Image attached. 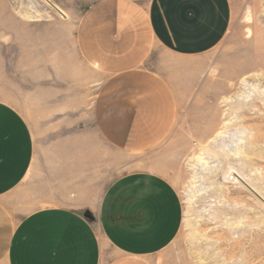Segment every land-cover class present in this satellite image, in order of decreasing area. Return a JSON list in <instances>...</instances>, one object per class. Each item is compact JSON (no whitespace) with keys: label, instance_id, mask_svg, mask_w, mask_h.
<instances>
[{"label":"rangeland","instance_id":"1","mask_svg":"<svg viewBox=\"0 0 264 264\" xmlns=\"http://www.w3.org/2000/svg\"><path fill=\"white\" fill-rule=\"evenodd\" d=\"M92 1L0 0V100L23 114L35 143L14 190L29 202L23 210L96 209L113 181L148 169L183 203L181 229L158 263L264 264V0H229V28L204 54L171 57L157 46L146 65L168 80L178 111L169 135L144 151L117 149L99 131L108 77L77 45ZM201 150L206 170L192 158Z\"/></svg>","mask_w":264,"mask_h":264},{"label":"crops","instance_id":"2","mask_svg":"<svg viewBox=\"0 0 264 264\" xmlns=\"http://www.w3.org/2000/svg\"><path fill=\"white\" fill-rule=\"evenodd\" d=\"M229 0H93L78 22L84 61L108 79L95 106L103 138L122 151L159 145L175 126L176 93L146 63L161 46L171 57L204 54L229 28ZM23 114L0 100V264H160L178 236L183 203L156 171L117 178L97 208L49 205L25 212L14 195L34 161Z\"/></svg>","mask_w":264,"mask_h":264},{"label":"bare ground","instance_id":"3","mask_svg":"<svg viewBox=\"0 0 264 264\" xmlns=\"http://www.w3.org/2000/svg\"><path fill=\"white\" fill-rule=\"evenodd\" d=\"M58 12L61 13V14H65V12L61 9V8H57ZM32 12L30 11V13L26 14L27 17H31V16H34L33 14H31ZM220 134L222 135V132L218 133L217 137H221ZM194 160H196V165H200L202 166V170H206V168L208 167L209 165V161L207 160V155L206 153L204 152V150H201L198 154L194 155L192 157ZM206 189L207 188H204V187H201L199 189H197L198 193L200 194H203L206 192Z\"/></svg>","mask_w":264,"mask_h":264}]
</instances>
